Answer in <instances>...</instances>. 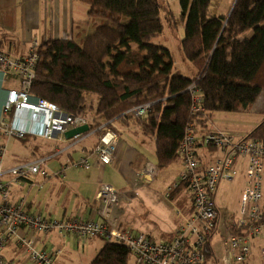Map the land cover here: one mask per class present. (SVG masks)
I'll use <instances>...</instances> for the list:
<instances>
[{"label": "trees", "instance_id": "16d2710c", "mask_svg": "<svg viewBox=\"0 0 264 264\" xmlns=\"http://www.w3.org/2000/svg\"><path fill=\"white\" fill-rule=\"evenodd\" d=\"M78 1L86 7L93 29L78 39L37 46L29 94L84 117L89 132L100 129L98 134L118 136L121 128L137 125L153 141L159 168L180 159L194 95L200 98L199 116L208 117L247 111L264 92V0H236L228 18L210 12L211 0H178L184 18L181 51L196 69L191 78L155 43L163 33L157 0ZM191 86L195 93L189 91ZM145 104H150L145 116L130 113ZM261 117L244 139L264 143V110ZM198 127L195 148L200 154L208 148L201 147L205 125ZM177 188L186 189V184ZM233 230L238 232L234 225ZM210 240L204 245L206 261L213 257ZM102 241L90 264H130L125 244Z\"/></svg>", "mask_w": 264, "mask_h": 264}, {"label": "built area", "instance_id": "2783aa9c", "mask_svg": "<svg viewBox=\"0 0 264 264\" xmlns=\"http://www.w3.org/2000/svg\"><path fill=\"white\" fill-rule=\"evenodd\" d=\"M36 61L35 44L22 60L10 58L0 52V70L3 73L13 70L20 76L19 88L7 92L1 109L0 128H3L8 137L14 136L20 140L26 135H33L46 140L62 141L67 130L87 124L86 119L69 115L50 103L34 100L30 96L32 68ZM189 91L195 93L194 86ZM199 102V96L194 95L187 127L179 145L182 169L175 186L176 188L180 183L186 184L193 213L182 222L170 240H150L141 234L133 236L122 233L114 223L108 226L93 220L60 221L43 217L39 213L26 212L22 203L9 202L10 186L39 173L43 161L4 168V148L0 147V264H55L61 255L60 250L36 247L38 237L51 232L62 238L72 234L81 240L99 238L107 242L123 243L130 249L134 264H252V250L255 241L259 239L261 244L257 247L258 264H264V143L238 138L228 131L214 130L207 116H199ZM149 106L150 104H145L133 107L130 113L134 117H143ZM21 109L29 110L31 114L20 118L16 123L18 111ZM200 124L205 125L206 129L201 146L208 148V151L205 149L209 156L206 164L201 163L199 150L195 148L197 134L194 129H199ZM78 137L80 136L71 140ZM117 145V136L114 134H100L96 145L90 151L83 152L71 166L88 169L92 156L101 163H110L116 156ZM209 148L212 152H209ZM242 161L245 165V184L236 217L221 236L223 256L215 262L206 261V240L220 230L223 231L214 199L218 185L222 181H231L238 173V162ZM142 175L151 181L154 171L148 170ZM4 176H8L9 180L5 181ZM169 196L170 191L164 194L163 202H168ZM96 200L100 204L99 214L107 216L110 208L119 203L120 194L109 185H101ZM232 225L238 232L231 231ZM10 243L25 251V261L6 257L5 250Z\"/></svg>", "mask_w": 264, "mask_h": 264}, {"label": "crops", "instance_id": "0c3cea01", "mask_svg": "<svg viewBox=\"0 0 264 264\" xmlns=\"http://www.w3.org/2000/svg\"><path fill=\"white\" fill-rule=\"evenodd\" d=\"M160 1L157 0L158 3ZM218 2L222 7L224 0H218ZM226 3L228 4V0ZM92 29V24L87 21L86 7L78 0H0L1 53L13 59H24L31 51L33 44L37 49L38 45L48 40L78 39ZM19 86L18 73L13 70L3 73L0 70V120L7 92L18 89ZM208 118L210 119V116ZM211 124L214 130L227 131L219 129L212 121ZM121 129L122 132L117 136L115 158L105 164L92 156L91 166L88 169L70 166L69 162L78 160L83 152L90 151L98 142L100 134L88 132L74 140L45 139L48 144L41 149L45 159L39 168V173L11 185L9 202L22 203L26 212L39 213L46 218L60 221L93 220L106 223L108 226L114 223L122 233L133 236L141 234L150 240H170L182 222L193 213L190 193L186 189L175 188L182 163L180 159L177 160L178 165L170 166L169 177L171 178L163 179V183L158 182L157 178L163 168L156 165L153 141L144 137L137 125L131 124ZM2 130L3 128H0V135ZM246 135L242 134L241 138ZM28 136L39 138L33 135ZM27 141L28 139L24 138L21 145H27ZM0 147L4 148L5 154L6 147L2 144ZM10 159L3 163L4 168L21 164ZM200 159L203 163L209 161V156L203 149L200 150ZM33 160L35 159H30L28 162ZM237 169L238 173L231 181L219 183L214 197L218 221L223 231L220 230L219 233L211 236L213 257L209 262H215L223 256L221 236L224 230L229 228L230 222L235 219L230 220L227 212L223 217L220 216L221 207H224L219 197L222 184L231 183L234 179L241 182V189L236 199L239 206L245 184L243 161L238 162ZM148 170L154 171L151 181L142 175ZM4 180L8 181L9 177L4 176ZM101 185H109L120 194L119 203L110 208L107 216L99 214L100 204L96 200V194ZM168 191H170L169 201L165 203L163 198ZM216 235L219 236V241L215 240ZM70 237L75 236L70 234L62 238L54 232L40 235L37 248L58 249L62 255L63 250L57 247V244L59 245L60 242L64 244L66 240L72 243ZM260 244L261 240L255 241L252 264H256L254 259L258 255L257 247ZM102 246L100 245L97 253ZM19 250L23 249L10 243L5 250V255L8 259L22 260L17 253ZM60 256L56 259L57 261Z\"/></svg>", "mask_w": 264, "mask_h": 264}, {"label": "rangeland", "instance_id": "374dc122", "mask_svg": "<svg viewBox=\"0 0 264 264\" xmlns=\"http://www.w3.org/2000/svg\"><path fill=\"white\" fill-rule=\"evenodd\" d=\"M226 1L227 0H224L221 7V3L218 2V0H213V2L211 3L210 12L217 16L219 15L227 17L231 10L230 7L233 5L232 2L235 0H228V4L226 3ZM159 6L160 17L163 25V33L159 37V39L156 40L155 43H159L160 45L165 47L169 51L173 59L175 68L184 76L191 78L196 74V69L192 66L189 61L184 58L181 51V40L183 38L184 33V18L181 15L178 0H161L159 2ZM250 35V32L245 34L246 37ZM263 110L264 92H261L256 102L247 111L235 113L216 112L210 115V119L214 125L219 127V129L227 130L234 136L241 138L242 134H248L252 129H254L258 125V123L261 121V114ZM244 137L245 136H243V138ZM25 139H28L27 145L22 146V140H19L14 136L8 137V135L5 134V131L2 130L0 135V144L6 147L4 162H6L8 158H12L16 162L21 164L28 163V160L30 159H35L33 161H43V159H45L41 149L45 145L47 146L48 142H46L45 139L34 138L28 135L25 136ZM35 148H37V150H35ZM72 162L74 161L69 162L70 166ZM172 165H178V163H173L168 167L160 170L161 178L160 176L157 178L158 182H162V180H165V178H171L169 177V170L171 168L170 166ZM240 189L241 182L237 181V179H234L231 183L229 182L228 184H222L220 188L219 197L220 202L223 203L224 207H221L220 210L221 217H223L226 212L229 213L228 217H230V220L236 217V214L238 212V204L236 199L239 195ZM262 205L264 206V186ZM215 240L219 241L218 235L215 236ZM71 242L72 243L66 240L64 241V244L63 242H60L59 245L57 244V247L61 248L63 252L58 261L56 260L55 264H90L92 259L96 256V251H98L100 245H103V242L100 239L96 238H88L85 240H81L73 237L71 239ZM84 244L90 245L92 247L87 248V245ZM37 245L38 243L36 244V247ZM83 246H85L84 249ZM17 253L23 261L26 260V254L24 250H19ZM254 262L256 264L259 263L258 255L255 257ZM130 264H134L132 256L130 259Z\"/></svg>", "mask_w": 264, "mask_h": 264}, {"label": "water", "instance_id": "95a60500", "mask_svg": "<svg viewBox=\"0 0 264 264\" xmlns=\"http://www.w3.org/2000/svg\"><path fill=\"white\" fill-rule=\"evenodd\" d=\"M235 2H236V0L234 1V4H235ZM234 4H233V6L231 7L230 12L232 11V9H233V7H234ZM230 12H229V14H230ZM229 14H228V16H229ZM228 16H227V18H228ZM29 114H31V111H29V110H26V109H21V110H19V111H18V115H17V117H16V118H17L16 123H18V120H19L20 118H23V117H25V116H27V115H29ZM21 124H22V122H21ZM88 132H89V126H88L87 124H85V125H82V126H79V127H73V128H71V129L67 130V131L64 133V138L67 139V140H69V139H71V138H73V137H76V136L85 135V134H87Z\"/></svg>", "mask_w": 264, "mask_h": 264}, {"label": "bare ground", "instance_id": "6f19581e", "mask_svg": "<svg viewBox=\"0 0 264 264\" xmlns=\"http://www.w3.org/2000/svg\"><path fill=\"white\" fill-rule=\"evenodd\" d=\"M25 129H27V128H25Z\"/></svg>", "mask_w": 264, "mask_h": 264}]
</instances>
